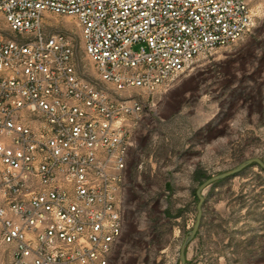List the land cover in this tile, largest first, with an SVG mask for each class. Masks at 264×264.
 <instances>
[{"label": "built area", "instance_id": "built-area-1", "mask_svg": "<svg viewBox=\"0 0 264 264\" xmlns=\"http://www.w3.org/2000/svg\"><path fill=\"white\" fill-rule=\"evenodd\" d=\"M48 12L77 19L97 80ZM253 25L248 0H0V235L14 263L114 264L146 105L133 90L155 93Z\"/></svg>", "mask_w": 264, "mask_h": 264}, {"label": "rangeland", "instance_id": "rangeland-1", "mask_svg": "<svg viewBox=\"0 0 264 264\" xmlns=\"http://www.w3.org/2000/svg\"><path fill=\"white\" fill-rule=\"evenodd\" d=\"M254 25L241 39L202 53L146 102L129 161L126 229L114 264H180L207 179L253 158L264 161V0H248ZM3 21V20H2ZM47 30H66L79 70L99 77L75 17L48 12ZM5 36H12L5 21ZM186 264H264V168L252 164L209 185ZM0 264H15L0 235Z\"/></svg>", "mask_w": 264, "mask_h": 264}, {"label": "water", "instance_id": "water-1", "mask_svg": "<svg viewBox=\"0 0 264 264\" xmlns=\"http://www.w3.org/2000/svg\"><path fill=\"white\" fill-rule=\"evenodd\" d=\"M252 164H259L261 167L264 168V161L260 158H253V159H249L247 161H245L244 163H242L241 165H239L238 167H236L235 169L225 172V173H221L217 176L211 177L209 179H207L204 183H202V185L199 187L197 194L198 197L200 199V203L198 206V216H197V221L195 223L194 228L188 233V235L186 236L185 241L182 244L181 247V253H180V264H186L187 263V256H186V250L188 248V246L190 245V243L196 238V236L198 235V232L200 230L201 227V223H202V217H203V204L205 201V198L203 196V192L204 190L211 184H213L214 182H217L221 179H224L226 177L232 176L240 171H242L243 169H245L246 167H248L249 165Z\"/></svg>", "mask_w": 264, "mask_h": 264}]
</instances>
